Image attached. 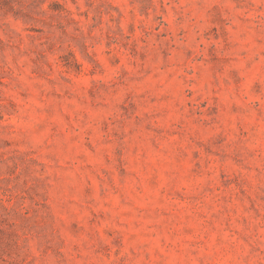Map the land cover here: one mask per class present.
<instances>
[{
	"label": "rangeland",
	"instance_id": "obj_1",
	"mask_svg": "<svg viewBox=\"0 0 264 264\" xmlns=\"http://www.w3.org/2000/svg\"><path fill=\"white\" fill-rule=\"evenodd\" d=\"M0 264H264V0H0Z\"/></svg>",
	"mask_w": 264,
	"mask_h": 264
}]
</instances>
